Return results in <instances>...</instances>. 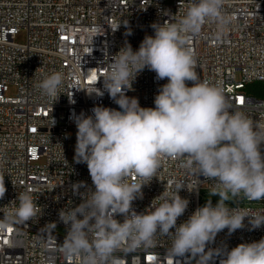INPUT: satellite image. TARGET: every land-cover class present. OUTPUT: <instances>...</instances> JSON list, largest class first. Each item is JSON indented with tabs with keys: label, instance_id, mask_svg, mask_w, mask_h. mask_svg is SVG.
I'll use <instances>...</instances> for the list:
<instances>
[{
	"label": "built area",
	"instance_id": "1",
	"mask_svg": "<svg viewBox=\"0 0 264 264\" xmlns=\"http://www.w3.org/2000/svg\"><path fill=\"white\" fill-rule=\"evenodd\" d=\"M191 3L0 0V180L7 189L0 199V220L24 191L31 192L40 209L30 221L12 219L0 229V264H80L79 258L62 251L67 229L59 220L61 209L79 205L85 192L94 190L87 165L70 158L77 132L72 117L82 112L91 115L97 105L119 110L103 87L113 56L126 43L137 50L146 35H154L152 24L176 23ZM222 15L229 23L219 38L217 22L208 20L198 36L187 40L196 55V71L201 81L222 88L232 110L264 122V95L250 90L256 82L264 90V0H224ZM22 30L27 33L24 42L18 41ZM57 72L62 73L63 83L55 101L42 95L37 84ZM166 83L167 79L157 80L155 72L145 69L126 95L138 98L141 107H154L155 96ZM12 85L16 96H8ZM95 87L104 94L87 93ZM156 176L142 188L143 198L133 202L137 213L150 208L152 201L158 206L161 201L155 198L163 191L174 194L177 184L184 185L179 195L189 200L178 225L208 200L211 181L186 170L178 159L162 157ZM129 179L139 182L134 176ZM78 182L84 186L74 194L72 186ZM218 200L211 201L215 205ZM228 206L264 212V200L236 198ZM116 219L122 222L123 216ZM243 223L234 233L219 232L208 247L231 250L264 238V226L251 230L247 217ZM170 247L171 239L161 235L153 247L117 255L121 264H196L192 257L172 254Z\"/></svg>",
	"mask_w": 264,
	"mask_h": 264
},
{
	"label": "clouds",
	"instance_id": "2",
	"mask_svg": "<svg viewBox=\"0 0 264 264\" xmlns=\"http://www.w3.org/2000/svg\"><path fill=\"white\" fill-rule=\"evenodd\" d=\"M223 3L192 0L176 23L152 24L154 35H146L137 50L126 43L103 77L104 91L119 110L97 105L91 115H73L74 160L87 165L94 190L85 192L79 205L59 212L67 229L62 245L66 256L79 258L80 264H121L117 253L153 247L162 235L171 239L172 254L192 257L196 264H215L218 257L219 264H264V238L231 250L208 247L219 232L243 228L246 217L251 230L264 226V212L228 206L236 198L264 200V122L232 110L221 87L201 81L196 55L187 46L208 20L217 22V38L223 34L229 23L222 15ZM145 69L155 72L157 80L167 79L154 107H141L138 98L126 95ZM62 83L57 72L37 87L56 101ZM95 89L87 93L104 94ZM162 157L178 159L186 170L211 181L208 193L219 197L217 203L208 199L178 225L189 200L179 195L184 185L177 184L174 194L163 191L155 198L161 201L158 206L152 201L137 213L133 202L143 198L142 188L157 177ZM133 176L139 182H130ZM82 186L84 182L74 184L73 193L79 194ZM6 191L0 180V199ZM14 201L18 204L0 220V229L12 219L28 222L40 211L29 191L18 193Z\"/></svg>",
	"mask_w": 264,
	"mask_h": 264
},
{
	"label": "rangeland",
	"instance_id": "3",
	"mask_svg": "<svg viewBox=\"0 0 264 264\" xmlns=\"http://www.w3.org/2000/svg\"><path fill=\"white\" fill-rule=\"evenodd\" d=\"M167 1H168V3H172L173 2V0H167ZM26 36H27L26 31L22 30L19 33V35H18V41L24 42L26 40ZM262 85L263 84L261 82H256L253 87H257L258 88V87H261ZM16 94H17V88L12 85L10 87V89H9L8 96H16ZM74 155H75V152L74 151L71 152L70 158H74ZM205 196H206L207 199H211V200L214 199V198H219L218 196H210L209 193H207Z\"/></svg>",
	"mask_w": 264,
	"mask_h": 264
},
{
	"label": "trees",
	"instance_id": "4",
	"mask_svg": "<svg viewBox=\"0 0 264 264\" xmlns=\"http://www.w3.org/2000/svg\"><path fill=\"white\" fill-rule=\"evenodd\" d=\"M253 86L254 84L250 86V90H252L253 93H255L256 95H264V90L263 88H261L263 85L258 88Z\"/></svg>",
	"mask_w": 264,
	"mask_h": 264
}]
</instances>
